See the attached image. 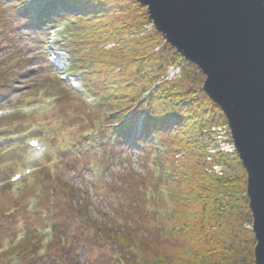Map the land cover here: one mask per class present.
<instances>
[{"label":"rangeland","instance_id":"obj_1","mask_svg":"<svg viewBox=\"0 0 264 264\" xmlns=\"http://www.w3.org/2000/svg\"><path fill=\"white\" fill-rule=\"evenodd\" d=\"M2 8L0 75L9 79V88L4 90L0 110L11 111L10 116L4 118L5 121L18 117L12 122L0 124V184L4 186L0 191V264H121L118 252L121 245L108 236L105 229H116L120 235L129 232L128 237L134 238L141 233L139 237L142 242H137L144 245L151 243L154 252L175 259L183 257L182 254L192 245L185 244L182 238L177 240L172 230L182 227L180 215L185 212L193 215L192 220L201 222V214L206 206L205 203L191 205L182 201L180 195L195 189L194 184L171 182L159 187L150 184L147 188L143 184L147 176L139 162L142 153L137 148L127 147L121 159L111 162L108 151L105 153L100 143H96L101 140L97 134L105 125V120L99 117L96 110L65 89H62L65 97L60 95L59 99H53L57 98V91L55 96L48 76L59 77L67 71L68 55L63 46L54 43L48 55L43 49L50 45L48 31L42 32L37 27L27 29V24L19 22L6 6ZM152 31L147 26L142 36ZM64 36L59 35L56 42ZM154 51H157L156 47ZM58 52L60 55H57ZM167 53L162 49L155 54ZM57 58L59 61L55 60ZM48 60L55 63V74L44 67ZM15 67L16 70L13 69ZM122 71L118 75L125 78L140 77L138 73L135 75L138 72L136 66L128 65L126 74ZM183 74L184 70L181 72ZM76 78L81 82L79 76ZM196 79L204 84L205 77L200 70L191 76V81ZM216 130L221 146H232L227 124L221 123ZM38 137L43 139L45 145L42 153L28 148V141ZM206 140L209 137H201L200 144ZM229 155L232 156L231 160L240 162L237 155ZM203 161V158L195 157L194 161L189 162L181 157L176 164L182 172L185 166H193V175L206 187L213 186L215 177L243 174L234 171L236 162L224 166L220 163L213 174L207 169L208 163ZM26 169H31L30 175L24 174ZM16 173H23L24 177L13 184L10 178ZM155 179L152 177L148 181L155 183ZM128 185L132 190L127 188ZM243 189L245 191L237 196L239 204L232 207L227 206L229 203L223 197V189L218 187L214 193V190L208 191L211 196H219L225 206L223 214L217 211L211 217L214 227L208 240L214 239L223 248L234 246L237 252L241 248L248 249L254 261L256 239L246 194L247 174ZM1 223L5 225L1 227ZM96 226L102 230L99 231ZM39 240V256L35 254L38 257L30 263L29 253L33 252L28 251L24 259L20 249L28 241L37 243ZM211 248L213 246L207 251ZM125 251L143 259V251L137 245L126 247ZM9 254L11 256L7 257ZM206 257L221 258L215 252Z\"/></svg>","mask_w":264,"mask_h":264},{"label":"trees","instance_id":"obj_2","mask_svg":"<svg viewBox=\"0 0 264 264\" xmlns=\"http://www.w3.org/2000/svg\"><path fill=\"white\" fill-rule=\"evenodd\" d=\"M35 1H41L43 7L33 9L31 0H0V11L6 6L19 22L27 24V29L37 27L39 30L55 18L64 20L73 15L75 19H71L73 22L68 30L70 42L66 48L70 52L72 70L81 71L85 75L88 88L95 94L94 109L99 117L105 120V125L98 135L101 140L96 143H100L105 153L108 151L109 160L113 162L121 159L125 147L131 140V144L141 148L142 156L139 162L147 176L144 178L145 182L143 181L147 188L150 184L159 187L160 184L170 185L171 182L180 185L193 183L195 189L186 192V195H180L182 201L191 205L206 204L205 212L201 214L203 217L201 222L192 220L193 215L185 212L180 215L182 227L172 230V235H176L177 240L182 238L185 244L192 245L185 254H182L183 257L178 259L154 252L151 243L144 245L137 242H142L139 237L141 233L134 238L128 237L129 232L120 235L116 229L111 231L105 229L104 232L121 245L118 251L120 261L123 264H255L248 249L241 248L237 252L234 246L223 248L221 243L214 239L208 240L214 227L211 225V217L217 211L223 214L225 209L219 196H211L208 191L214 190V193L219 187L224 191L223 197L228 201V207L238 205L237 196L241 191H245L243 186H246V172L241 163L236 159L231 160L229 155L220 156L216 163L224 166L236 162L234 171L243 174L215 177L213 186L210 187L199 183L193 175V166L190 168L185 166L182 172L176 164L179 162L177 156L180 154L189 162L194 161L195 157L202 158L203 154L199 151L196 136L213 126L226 123L220 108L202 91V80L191 81V76L196 75L198 69L193 64L185 63L181 78L157 85L167 67L172 62L179 61L180 56L171 46L167 44L163 46L161 35L154 30L142 36L145 28L151 23L146 9L135 0ZM123 2L130 4L124 5ZM129 19L131 20L127 22ZM2 22L0 21L1 24ZM131 36L134 37L127 40ZM110 43H115V47L106 50V45ZM154 46H163L162 49L168 53L156 55L153 52ZM128 65L137 67L138 72L135 75L138 73L139 78L130 79L118 75L122 70V73H125ZM8 81L7 78L4 80L3 90L9 88ZM148 93L149 95L143 99ZM141 118L140 138L130 139L134 127ZM152 177L157 178L155 183L148 181ZM127 188L132 190L129 185ZM145 190L144 188L143 191ZM145 193L142 194L144 203ZM213 205L215 210L212 211ZM246 205L248 210V202ZM96 227L99 231L102 230L99 226ZM126 228L130 229L129 225H126ZM232 231L234 232V229ZM135 245L143 251L142 260L137 254L125 251L126 247ZM212 246L213 249L207 251V248ZM39 248L41 240L37 243L28 241L20 251L26 259L28 256L26 252L38 251ZM214 252L221 258L206 257ZM31 261L33 263V260H30V263Z\"/></svg>","mask_w":264,"mask_h":264},{"label":"water","instance_id":"obj_3","mask_svg":"<svg viewBox=\"0 0 264 264\" xmlns=\"http://www.w3.org/2000/svg\"><path fill=\"white\" fill-rule=\"evenodd\" d=\"M165 42L205 77L247 174L246 194L264 264V0H136Z\"/></svg>","mask_w":264,"mask_h":264}]
</instances>
